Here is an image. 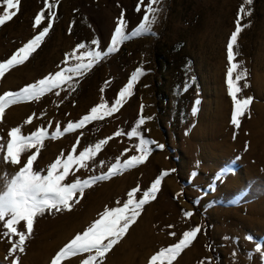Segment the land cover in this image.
Masks as SVG:
<instances>
[{
  "label": "rangeland",
  "instance_id": "374dc122",
  "mask_svg": "<svg viewBox=\"0 0 264 264\" xmlns=\"http://www.w3.org/2000/svg\"><path fill=\"white\" fill-rule=\"evenodd\" d=\"M48 2L55 13L53 28L28 60L0 78V95L72 66V62L63 63L65 54L81 42L95 47L90 42L98 39L100 49L105 50L122 12L128 31L144 15L134 10L138 0ZM143 3L146 6L148 0ZM158 7L162 11L153 26L155 35L125 42L83 77H74L71 83L75 91L64 85L66 90L60 96L53 91L37 101L9 106L0 118V143L5 144V152L7 133L14 127H21L24 136L41 126L51 135L59 125L63 133L69 122H78L92 107L104 102L112 106L140 68L143 74L116 113L55 140L46 139L33 168L46 174L57 158H66L77 138L76 155L112 137L88 169L70 174L64 183L106 173L118 158L123 163L138 154L134 147L138 140L127 133L141 117L146 120L142 135L164 146L161 150L153 145L143 164L86 189L70 212H46L35 218L25 251L15 254L19 264H51L55 255L106 208L122 207L128 193L138 186L135 199H141L143 191L164 171L169 175L162 179L156 198L144 205L136 222L100 264H150L153 255L176 244L184 231L196 226L201 227V234L172 264H264V161L258 160L260 152L252 147L254 142L251 144L264 133V0H252L251 4L246 0H160ZM3 8L0 0V14ZM41 10H45V0H21L17 16L0 26V62L38 34L33 22ZM238 19L242 31L234 46L233 62L239 65L238 71H246V78L238 85V98L253 99L236 128L231 124L234 106L226 81L230 67L227 44ZM196 100L200 103L193 117ZM29 117L32 123L25 124ZM117 130L123 133L119 137L114 136ZM35 151L23 153L21 165L0 163V177L16 173L27 155ZM222 166L231 167L233 173L217 182L214 177ZM185 212L194 215L185 218ZM17 227L26 231L24 222ZM3 231L0 228V233ZM17 240L0 235V264H11L9 249ZM88 255H69L60 264H83Z\"/></svg>",
  "mask_w": 264,
  "mask_h": 264
},
{
  "label": "snow or ice",
  "instance_id": "6c2138e0",
  "mask_svg": "<svg viewBox=\"0 0 264 264\" xmlns=\"http://www.w3.org/2000/svg\"><path fill=\"white\" fill-rule=\"evenodd\" d=\"M251 4L252 0H246ZM3 12L0 14V26L13 20L19 12L21 0H2ZM160 0H148L145 6L143 0H138L137 6L134 9L137 14L142 11L141 22L131 31L127 30L126 14L121 13L116 22L114 33L111 36L110 43L105 50L100 49V41L93 39L89 47L86 43H79L71 52L65 54L63 63L68 65L72 62V66L61 68L55 73H50L46 77L38 81L26 85L18 91H8L0 95V118L5 114L7 107L29 101H37L47 93L55 92L56 96H60L61 91H65L64 85L68 89L75 91V84L71 83L74 77H83L91 69L104 58L116 53L120 46L134 38L141 37L146 34L155 35L153 26L157 22L159 12L162 11L158 5ZM53 5L45 0V10H41L34 18L33 29H39L32 39H30L23 47L19 48L5 62H0V78L5 76V73L17 65L23 64L28 58L41 46L50 30L53 28L55 13L52 11ZM243 12L244 9L242 8ZM235 31L231 34L230 41L227 44V59L230 67L227 69V89L228 94L233 102V113L231 116V124L239 128L240 117H242L249 109L252 103V97L243 99L238 98L241 91L239 82L246 78V71H238L239 65L234 63L235 54L234 46L237 44L238 36L242 29L239 19L237 20ZM41 27L42 25H45ZM71 32V28H69ZM83 50V51H81ZM57 67H60L59 65ZM142 70L137 68L130 76L127 85L118 93V98L114 100L112 106L106 102L92 107L90 113L84 115L78 122H69L63 129V133L74 132L77 129H83L86 125L93 121L103 120L105 117L112 116L116 113L125 100L132 94L134 84L137 78L142 75ZM235 74V75H234ZM108 82H106L107 84ZM248 85L245 84L244 87ZM104 89H101L103 92ZM199 100L194 102L191 109V115L195 117L198 114ZM32 117H29L25 124L32 123ZM146 120L141 117L136 125L127 135L129 138H136L138 143L134 145L137 155H132L123 163L119 158L113 163L106 173L93 175L89 178L81 180L76 178L71 183H64L69 175L75 176L80 169H88L89 162L94 160L97 154L102 150L103 146L107 145L112 137L99 140L94 145L85 147L76 155L77 145H73L71 152L66 158H57L51 163L46 170V174H42L44 170L34 171L33 165L37 160L40 149L46 139L55 140L63 133L57 125L54 133L49 135L48 131L41 126L33 131L30 135L24 136L21 134V127H14L8 133L9 139L6 144L0 143V163H5L11 166L21 165V155L29 152L31 149L36 151L26 157V163L19 167V170L14 174L4 173L0 177V228L4 231L0 233L3 237H18L17 241H13L12 247L9 249V257H12L11 264H19V260L15 257L17 252L25 251L24 245L26 237L33 232L34 220L37 217L44 216L46 212H63L71 211L72 204H78L83 198L85 190L91 188L99 182L110 180L113 176L120 175L124 171L137 167L143 164L147 157L153 151V145L158 149H163V145L155 141L146 139L142 135V126ZM51 122L49 123L50 126ZM123 133L117 130L114 133L115 137L121 136ZM128 149L125 150L127 152ZM63 152L61 157H63ZM237 160L239 157L236 158ZM103 162H101V166ZM231 167L222 166L214 179L219 182L232 174ZM169 175L168 171H164L160 177L156 178L150 185V188L143 191L142 198L135 199V195L140 191L139 186L128 193L127 201L122 207L113 209H105L94 223H92L83 233L75 235L53 258L51 264H60L61 260L69 255H78L87 253L88 258L83 261V264H100L101 259L108 253L114 245L119 243L128 229L134 224L140 215L144 205L156 198L160 190L161 182L164 177ZM79 194V197H77ZM180 194H177L179 196ZM119 204V201H117ZM185 218H190L194 215L193 212H185ZM20 222L25 223V230H18ZM172 227V226H169ZM202 229L196 226L190 230L184 231L180 240L164 249H161L157 254L151 257L150 264H172V261L192 243L201 234ZM175 236V233H170ZM8 258V257H6ZM207 264V262H206Z\"/></svg>",
  "mask_w": 264,
  "mask_h": 264
},
{
  "label": "bare ground",
  "instance_id": "6f19581e",
  "mask_svg": "<svg viewBox=\"0 0 264 264\" xmlns=\"http://www.w3.org/2000/svg\"><path fill=\"white\" fill-rule=\"evenodd\" d=\"M264 132V131H263ZM189 137V136H188ZM255 137V136H253ZM259 139H257V141H253L251 142V144H253L254 142V145L252 146L254 149H256V151L260 152L259 155L257 156L258 157V160L260 162H263L264 161V133L263 134H259V137H257ZM191 141V140H190ZM254 151V150H253ZM252 151V152H253ZM256 157V156H255ZM254 157V158H255ZM257 160V161H258ZM134 234V232H132Z\"/></svg>",
  "mask_w": 264,
  "mask_h": 264
}]
</instances>
